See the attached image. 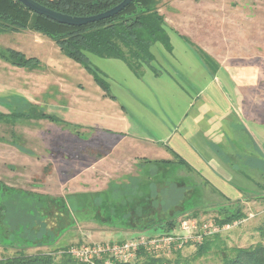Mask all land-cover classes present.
<instances>
[{
  "label": "rangeland",
  "instance_id": "1",
  "mask_svg": "<svg viewBox=\"0 0 264 264\" xmlns=\"http://www.w3.org/2000/svg\"><path fill=\"white\" fill-rule=\"evenodd\" d=\"M158 6L170 26L167 29L175 47V57L187 53L196 63L180 33L214 66L224 64L240 72L260 70L261 89L253 91L251 88L247 103L250 112L253 102L263 103V119L264 0H160ZM25 32L32 31L20 33ZM52 43V48L64 55L55 42ZM53 49L51 53L56 56ZM152 50L161 71L172 65L173 60L162 44H155ZM90 59L96 69L113 80V83L108 82L112 85V92L128 102L125 95L119 93V88L128 85L124 84L125 72H114L106 59L96 56H90ZM38 60L39 67L33 70L5 68L4 74L10 80L7 81L8 87L26 94L35 91L33 102L40 109L55 112L66 120L55 106H60L62 100H65L64 104L68 101L76 104L78 99L87 101L86 96L92 97L93 94V76L84 69L85 79H80L76 69L65 65L58 57L57 64L44 71V64ZM69 61L78 64L71 59ZM116 63L133 82L137 81L124 63ZM0 111L8 113L3 108ZM142 146L123 137L84 128L73 133L47 120H0V182L14 190L13 193L0 192V243L4 245L0 246V259L21 252L33 255L60 248L69 250L80 246L123 244L134 238L147 237L142 231L147 229L146 224L151 217H158L160 221L168 216L179 220L184 212L191 211L192 206H185L187 189L182 184V174L171 167L162 170L159 166L162 162L150 152L152 146ZM189 177L192 182L197 181L192 175ZM26 193L34 197L25 196ZM36 195L48 197L49 209L43 210L41 203L37 204L40 208H36L43 210V221L42 225L36 224L34 233L36 236L45 234L46 238L48 234L57 237L56 240H49V244L45 242L44 246L24 242L21 233L31 225L13 230L6 224V213L1 210L5 200L22 202L23 199L22 203L29 207L31 201H37ZM59 201H63L66 208L58 204ZM254 211H257L256 208L249 213L245 209L242 212L245 221L217 232L228 247L264 244V213L255 216ZM251 214L254 216L250 217ZM216 217L217 214L212 213L197 219H186L194 221L195 229L190 235H197L214 226ZM181 223L173 234L188 236L182 232ZM196 244L199 243L184 245L181 250L183 255L192 256ZM171 254L168 253V257L172 258ZM196 264L223 263L219 251L213 249Z\"/></svg>",
  "mask_w": 264,
  "mask_h": 264
},
{
  "label": "crops",
  "instance_id": "2",
  "mask_svg": "<svg viewBox=\"0 0 264 264\" xmlns=\"http://www.w3.org/2000/svg\"><path fill=\"white\" fill-rule=\"evenodd\" d=\"M168 27L166 24V29ZM25 33H1L0 50L12 49L27 57L38 58L44 64V71L54 67L58 57L65 65L76 69L80 79H85L84 68L58 54L60 51L52 48L54 43L50 39L34 32ZM179 35L196 63L187 53L175 57V47L169 34L172 51L160 44L173 63L163 71L157 67L159 61L152 50L155 44L151 48L154 60L145 67L141 78L123 61L106 59L114 72H125L124 84L128 83L129 87L125 84L124 88H118L128 102L112 92L109 83L113 80L92 64L93 69L109 82L115 99L108 98L92 77L93 94L92 97L86 96L87 101L78 99L76 104L70 101L64 104L65 100H62L60 106H55L66 120L55 112L49 113L84 129L123 137L143 144L144 148L152 146L150 152L162 162L159 164L162 170L171 167L182 174V184L187 189L185 206L193 208L184 212L180 221L192 217L194 213H198V218L212 213L218 217L220 211L228 213L236 209L242 212L246 209L249 213L256 208L254 215H260L264 213L263 103L253 102L252 112L247 103L250 89H261L260 70L240 72L224 64L210 68L183 35ZM52 49L56 56L51 53ZM116 61L124 63L137 81L133 82ZM5 68L22 70L0 59V108L8 111L0 113L9 114L14 109L13 105L3 101L11 96L22 97L37 105L33 102L35 91L26 94L8 87L7 81L10 80L4 74ZM87 80L90 83V79ZM114 85L117 86L116 83ZM51 98L54 97L51 95ZM189 175L198 182H192Z\"/></svg>",
  "mask_w": 264,
  "mask_h": 264
},
{
  "label": "trees",
  "instance_id": "3",
  "mask_svg": "<svg viewBox=\"0 0 264 264\" xmlns=\"http://www.w3.org/2000/svg\"><path fill=\"white\" fill-rule=\"evenodd\" d=\"M37 3L56 12L74 16L89 17L103 13L119 5L123 0H34ZM160 0H134L120 14L100 22L90 23L84 26H69L58 23L46 16L31 11L19 0H0V34L20 33L32 31L48 37L60 48L62 53L72 61L80 64L93 77L97 85L105 92L106 96L115 99L109 84L101 77L97 70L92 67L90 56L102 59H117L123 61L129 69L138 77L144 75L145 67L154 60L151 48L156 43H162L169 51H172L170 37L166 29L165 17L159 11ZM185 41L196 50L199 57L210 68H217L210 64L204 56L187 40ZM0 59L19 68L33 70L39 67L37 58H28L23 53L12 49L0 50ZM5 104L14 106L9 114L0 113V120L18 121L22 119L47 120L64 129L76 133L82 126L70 123L60 117L40 109L38 105L30 104L26 99L19 96H11L3 100ZM171 164V162H166ZM11 192L13 189L0 182V192ZM25 196H33L25 194ZM37 201H31L29 207L21 201H6L1 210L6 213V224L13 230L31 225L24 230L22 238L24 242L35 246H44L45 242L54 240L51 234L46 238L44 235L36 236V224L42 225V211L48 210V197L38 196ZM25 199V198H24ZM50 200L55 198H49ZM59 199V198H57ZM60 200V199H59ZM37 202V203H36ZM38 203H41L40 208ZM63 208L65 203L57 202ZM37 205V206H36ZM215 223L223 228L241 222L245 215L241 209L224 213L219 212ZM190 218H198V213ZM181 221L176 217L168 216L160 221L158 217H151L147 221V237L155 238L165 235H174ZM42 227V226H41ZM45 228V227H44ZM31 231L32 236H30ZM264 231V229H263ZM264 234V233H263ZM55 239V240H56ZM124 241H121V243ZM14 244V243H12ZM49 244V243H48ZM0 246H4L3 244ZM6 245L5 247H11ZM216 249L219 251L223 264H264V244H256L250 247H228L219 233L204 237L203 241L196 244L195 253L188 257L183 255L182 249L172 251L173 257H168L167 252L154 253L144 248L136 253L131 262H119L112 257L102 256L95 258L93 264H196ZM0 264H90L75 258L68 252V248H60L49 253L38 252L33 255L17 253L10 257L0 259Z\"/></svg>",
  "mask_w": 264,
  "mask_h": 264
},
{
  "label": "built area",
  "instance_id": "4",
  "mask_svg": "<svg viewBox=\"0 0 264 264\" xmlns=\"http://www.w3.org/2000/svg\"><path fill=\"white\" fill-rule=\"evenodd\" d=\"M229 226L230 225L220 228L214 223V226L210 228L207 227L201 233L191 236L190 234L195 229L194 221L184 220L181 223V229L182 232H185L188 236L165 235L155 238L141 236L139 238L125 241L123 244L109 243L98 246L73 247L69 249L68 252L75 258L90 264H93L95 258H100L105 255L112 257L119 262H131L135 259L136 253L142 248L154 253H171L172 251L182 249L187 243H200L203 241L204 237L216 234L225 228H229ZM106 264L110 263L107 261Z\"/></svg>",
  "mask_w": 264,
  "mask_h": 264
},
{
  "label": "water",
  "instance_id": "5",
  "mask_svg": "<svg viewBox=\"0 0 264 264\" xmlns=\"http://www.w3.org/2000/svg\"><path fill=\"white\" fill-rule=\"evenodd\" d=\"M31 11L46 16L58 23L69 25V26H84L90 23L100 22L106 19H110L122 11H124L134 0H123L119 5L115 6L112 9H109L98 15L89 16V17H74L66 14L56 12L52 9H49L41 4L37 3L34 0H19Z\"/></svg>",
  "mask_w": 264,
  "mask_h": 264
}]
</instances>
